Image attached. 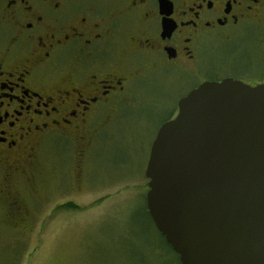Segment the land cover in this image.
<instances>
[{"label":"flooded vegetation","instance_id":"af4514ba","mask_svg":"<svg viewBox=\"0 0 264 264\" xmlns=\"http://www.w3.org/2000/svg\"><path fill=\"white\" fill-rule=\"evenodd\" d=\"M226 78L264 83V0H0V200L28 213L62 140L86 180L100 123L128 105L167 121Z\"/></svg>","mask_w":264,"mask_h":264},{"label":"water","instance_id":"95a60500","mask_svg":"<svg viewBox=\"0 0 264 264\" xmlns=\"http://www.w3.org/2000/svg\"><path fill=\"white\" fill-rule=\"evenodd\" d=\"M146 201L183 264H264V83L205 81L161 124Z\"/></svg>","mask_w":264,"mask_h":264},{"label":"rangeland","instance_id":"374dc122","mask_svg":"<svg viewBox=\"0 0 264 264\" xmlns=\"http://www.w3.org/2000/svg\"><path fill=\"white\" fill-rule=\"evenodd\" d=\"M125 108L127 122L99 124L86 180L72 176L77 162L65 158L71 145L62 140L42 160L43 198H23L29 214L12 215L0 200V264L179 263L146 207V166L166 107Z\"/></svg>","mask_w":264,"mask_h":264},{"label":"trees","instance_id":"16d2710c","mask_svg":"<svg viewBox=\"0 0 264 264\" xmlns=\"http://www.w3.org/2000/svg\"><path fill=\"white\" fill-rule=\"evenodd\" d=\"M146 207H147V201H146ZM147 211H148V213H149V210H148V207H147ZM149 215H150V213H149ZM151 216V215H150ZM152 218V217H151ZM161 233V232H160ZM161 235H162V237L164 238V241H165V243L168 245V247L171 249V250H173V248H172V246L167 242V240L165 239V236L161 233ZM174 251V250H173ZM175 252V251H174ZM176 253V252H175ZM176 255H177V258H178V264H183L182 262H181V260H180V257H179V254L178 253H176Z\"/></svg>","mask_w":264,"mask_h":264}]
</instances>
